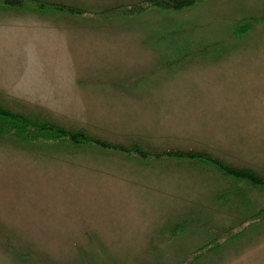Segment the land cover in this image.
<instances>
[{
    "label": "rangeland",
    "instance_id": "obj_1",
    "mask_svg": "<svg viewBox=\"0 0 264 264\" xmlns=\"http://www.w3.org/2000/svg\"><path fill=\"white\" fill-rule=\"evenodd\" d=\"M41 1L0 4L6 109L264 177V0L133 18L116 8L147 0ZM165 157L4 138L0 264H264V189Z\"/></svg>",
    "mask_w": 264,
    "mask_h": 264
},
{
    "label": "trees",
    "instance_id": "obj_2",
    "mask_svg": "<svg viewBox=\"0 0 264 264\" xmlns=\"http://www.w3.org/2000/svg\"><path fill=\"white\" fill-rule=\"evenodd\" d=\"M2 1L4 3H2ZM205 0H147L137 5L116 8L118 15L126 17H139L152 10L181 12L190 10ZM0 4L7 7L27 9L44 8L46 4L41 0H0ZM55 9L74 15H84L86 12L75 7L55 4ZM258 20H251L252 24ZM4 138H11L16 143H36L40 145H69L73 148H95L102 152L112 154L118 153L140 162H152L153 160L164 159L165 156L178 158L195 166L213 167L224 177L236 183L247 184L253 188L264 189V177L248 168H235L205 152L170 150L162 152L136 142L132 145L112 143L100 137L92 135L85 130H70L57 123L44 119L40 116H27L6 109L0 103V141ZM19 141V142H18ZM162 152V153H159ZM166 158V157H165ZM264 219V210L258 213ZM187 222L182 224L176 232L184 229ZM202 249L199 250L201 252ZM197 252V253H199Z\"/></svg>",
    "mask_w": 264,
    "mask_h": 264
}]
</instances>
